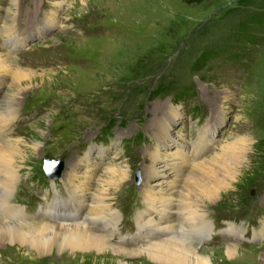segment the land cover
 I'll return each mask as SVG.
<instances>
[{"label":"rangeland","instance_id":"374dc122","mask_svg":"<svg viewBox=\"0 0 264 264\" xmlns=\"http://www.w3.org/2000/svg\"><path fill=\"white\" fill-rule=\"evenodd\" d=\"M14 2L0 0V27L12 26L16 34L14 47L8 49L0 33V55L14 65L6 81H0V103L9 99L12 111L9 125L2 129L3 140L25 143L23 152L30 158L20 170L13 202L26 219L40 221L38 214L54 199L52 203L67 214L85 204L70 197L73 185L68 175L74 168L90 169L95 180L104 169L123 166L127 179L111 192L109 202L119 214L122 236L115 233L113 240L140 248L149 243L139 239L142 234L135 236L136 242L129 238L137 233L135 215L144 210L140 186L143 168L151 163L148 155L179 152L190 160L189 146L202 138L197 158L205 162L222 144L246 136L250 147L236 165V178L225 181V189L212 203L201 200L212 232L203 242L192 241L203 259L192 263L264 264V38L246 25L264 4L16 0L13 6ZM198 57L211 62L192 70ZM16 69L33 73L20 83L22 90L13 82ZM189 86L193 96L181 100L178 90ZM45 157L63 160L59 179L45 176ZM213 172L220 173L215 168ZM194 174L197 180L203 178ZM230 226L241 231L240 238L228 240ZM228 245H235L234 254ZM17 249L0 245V264H157L143 255L128 258L111 252H55L39 262L24 257L30 251L16 254Z\"/></svg>","mask_w":264,"mask_h":264},{"label":"bare ground","instance_id":"6f19581e","mask_svg":"<svg viewBox=\"0 0 264 264\" xmlns=\"http://www.w3.org/2000/svg\"><path fill=\"white\" fill-rule=\"evenodd\" d=\"M16 3L15 0L12 5L15 6ZM56 6L59 7V4ZM8 27L2 25L0 33L2 38L5 37V46L12 49L15 45L13 43H16V34L12 26ZM11 62L0 55L1 84L14 69ZM32 75L33 73L16 69L13 82L21 89L20 83L33 78ZM16 94L9 98H14ZM223 98L225 100L226 97ZM8 100L0 103V245L6 243V246L11 248L18 247L16 254L26 249L30 252L24 257H31V260L39 262L46 257H53L55 252L66 256H83L89 253L99 256L109 252L128 258L143 255L157 264H193L194 259L195 262L203 260L194 252L192 243L203 242L212 232L210 221L205 220V215L200 209L201 200L212 203L225 189V181L231 182L236 178L239 171L236 165L241 164L250 147L249 138L238 137L230 143L222 144L219 153L210 161L205 159V162L197 158L202 138L192 143L193 146H189L190 160L179 152L150 153L148 157L151 163L145 165L141 174L140 194L143 197L144 210L135 215L137 233L129 238L132 242L144 239L143 241L149 243L134 249L128 248L123 239H115L116 242L113 240L114 234L119 231V214L111 208L109 202L113 196L111 192H115L127 179L128 172L123 166L104 169L100 176H96L95 184V175L91 174L90 169L79 172L74 168L69 172V182L73 185L70 197L73 201L80 199L85 203L77 207L72 214H67L64 208L62 210L58 205H54L52 202L57 201L54 199L38 214L40 221L33 222L26 219L27 216L19 206L13 205L15 189L21 176L20 170H24L28 164L26 160L30 158H25V143L13 139L3 140L2 129L5 130L9 125V115L12 114ZM36 147L37 145L35 149ZM190 167L192 170L185 173ZM213 168L219 170V175L213 172ZM194 173L202 174L203 178L197 180ZM148 181L150 183H147ZM83 208L85 213L82 212ZM191 231L196 237L190 234ZM228 231L229 241L233 240L231 236L241 237V231L233 226H230ZM139 235V239L135 238ZM117 238L122 236L118 234ZM228 246L229 252L234 254L235 245ZM34 255L36 259L32 258Z\"/></svg>","mask_w":264,"mask_h":264},{"label":"trees","instance_id":"16d2710c","mask_svg":"<svg viewBox=\"0 0 264 264\" xmlns=\"http://www.w3.org/2000/svg\"><path fill=\"white\" fill-rule=\"evenodd\" d=\"M182 1H184V3L185 4H187V5H200V4H202V3H204V2H208V1H210V0H182ZM246 1V0H245ZM261 3H263L264 4V0H259ZM251 18H253V20L252 21H248L247 22V27H251V28H254L256 31H258V33H259V35L260 36H263L262 38H264V8H263V10L260 12V14H256V15H254V16H252ZM250 18V19H251ZM256 19V20H255ZM259 22H258V21ZM257 23H259V26L260 27H258L257 25ZM262 34H261V33ZM254 36H256V34H253ZM243 43H245V42H243ZM211 59H209V58H207V59H205L203 62L201 61V58H197V60L196 61H194L193 62V64L191 65V69L192 70H195L196 68H198L200 65L199 64H201V63H203L201 66L202 67H205L208 63H210L211 61H210ZM214 60H216V59H214ZM214 60H212V61H214ZM209 61V62H208ZM237 65V64H236ZM238 66V65H237ZM238 67H240V66H238ZM178 92H179V95H178V97L181 99V100H183V98H189V97H191V96H193V88H192V86H189V87H183V88H180L179 90H178ZM109 129H110V126L108 127ZM139 139V138H138Z\"/></svg>","mask_w":264,"mask_h":264},{"label":"water","instance_id":"95a60500","mask_svg":"<svg viewBox=\"0 0 264 264\" xmlns=\"http://www.w3.org/2000/svg\"><path fill=\"white\" fill-rule=\"evenodd\" d=\"M63 170V160H51L49 157H45L43 160V172L50 181L59 179Z\"/></svg>","mask_w":264,"mask_h":264}]
</instances>
